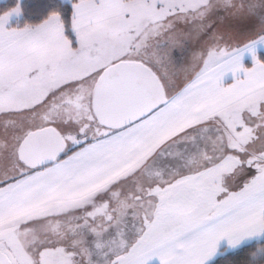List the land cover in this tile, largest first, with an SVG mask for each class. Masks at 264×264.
Here are the masks:
<instances>
[{
	"label": "snow or ice",
	"instance_id": "6c2138e0",
	"mask_svg": "<svg viewBox=\"0 0 264 264\" xmlns=\"http://www.w3.org/2000/svg\"><path fill=\"white\" fill-rule=\"evenodd\" d=\"M72 7L0 13V264H204L264 232V3Z\"/></svg>",
	"mask_w": 264,
	"mask_h": 264
},
{
	"label": "trees",
	"instance_id": "16d2710c",
	"mask_svg": "<svg viewBox=\"0 0 264 264\" xmlns=\"http://www.w3.org/2000/svg\"><path fill=\"white\" fill-rule=\"evenodd\" d=\"M16 0L0 1V13L5 12L15 5ZM73 0L65 2L61 0H23L22 19L19 25L24 23L35 24L43 20L50 12L55 11L65 23H70L71 6ZM258 58L264 60V51L257 52ZM252 60L246 59L244 64L251 65ZM264 249V237L242 245L234 250L227 251L221 248V253L208 264H246L252 260L260 250Z\"/></svg>",
	"mask_w": 264,
	"mask_h": 264
},
{
	"label": "rangeland",
	"instance_id": "374dc122",
	"mask_svg": "<svg viewBox=\"0 0 264 264\" xmlns=\"http://www.w3.org/2000/svg\"><path fill=\"white\" fill-rule=\"evenodd\" d=\"M0 1H3V0H0ZM61 1L70 2V0H61ZM17 4H19L20 12H19V14L12 13V14L9 15L8 20H7V23L5 24V27H6V28H13V27L20 28V27H23V26L26 24V23H24L23 25H19V21L22 19L23 0H16L15 5L12 6V7H15ZM12 7H11V8H12ZM9 9H10V8H9ZM72 12H73V7L71 6L70 20H71ZM47 16H48V15H47ZM47 16H46V17H47ZM46 17H45V18H46ZM41 21H42V20H41ZM20 22H21V21H20ZM263 237H264V236H261V237H259V238H257V239H254V240H259V239H261V238H263ZM254 240H251V241H254ZM251 241H248V242H246V243H249V242H251ZM246 243H244V244H246ZM244 244H242V245H244ZM242 245H240V246H238V247H241ZM238 247H235V248H228V247H226V246H221V247L218 249V251H217V253L215 254V256H214L212 259H210L206 264H208L210 261H212L215 257H217V256L221 253V248H226V250L229 251V250H234V249H236V248H238ZM146 264H159L158 257H155V256L151 257V258L146 262Z\"/></svg>",
	"mask_w": 264,
	"mask_h": 264
},
{
	"label": "crops",
	"instance_id": "0c3cea01",
	"mask_svg": "<svg viewBox=\"0 0 264 264\" xmlns=\"http://www.w3.org/2000/svg\"><path fill=\"white\" fill-rule=\"evenodd\" d=\"M260 2H261V3H264V0H260ZM259 50L264 51V45H259V44H258V45H257V52H258ZM246 59L251 60V56H250V54H248V53H245V54H244V56L242 57V63H244V61H245ZM230 79H231V77H230V74H229L228 77H227V81L230 82ZM261 236H264V232H261V233H258V234H253V235H251V236L244 237V238H242V240H241L240 242H238V243L235 244V245L229 244L227 238H226V237H222V238L217 242V247H216L215 252L213 253V255H212L211 257H209L208 259H206V260L204 261V264H206L210 259H212V258L215 256V254L217 253L218 249H219L221 246H226V247H228V248H235V247H238V246H240V245H242V244H244V243H246V242H248V241H251V240L257 239V238H259V237H261ZM93 259L99 260V261L101 262V264H102V261H103L104 258H103L102 256H93ZM158 261H159V260H158Z\"/></svg>",
	"mask_w": 264,
	"mask_h": 264
},
{
	"label": "flooded vegetation",
	"instance_id": "af4514ba",
	"mask_svg": "<svg viewBox=\"0 0 264 264\" xmlns=\"http://www.w3.org/2000/svg\"><path fill=\"white\" fill-rule=\"evenodd\" d=\"M105 249H102L101 251H104ZM103 257V256H102ZM104 258V257H103Z\"/></svg>",
	"mask_w": 264,
	"mask_h": 264
}]
</instances>
